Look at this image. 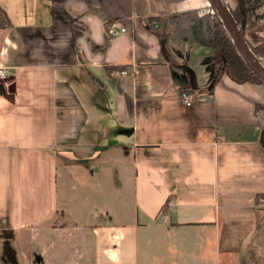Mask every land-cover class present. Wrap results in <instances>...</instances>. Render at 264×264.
Listing matches in <instances>:
<instances>
[{
	"label": "crops",
	"instance_id": "1",
	"mask_svg": "<svg viewBox=\"0 0 264 264\" xmlns=\"http://www.w3.org/2000/svg\"><path fill=\"white\" fill-rule=\"evenodd\" d=\"M0 7L11 21L0 67L13 81H0V264H247L255 249L251 264H264V85L213 70L193 89L162 45L179 23L211 22L209 0ZM182 88L201 95L187 106ZM91 157L123 195L83 219L61 186Z\"/></svg>",
	"mask_w": 264,
	"mask_h": 264
},
{
	"label": "rangeland",
	"instance_id": "2",
	"mask_svg": "<svg viewBox=\"0 0 264 264\" xmlns=\"http://www.w3.org/2000/svg\"><path fill=\"white\" fill-rule=\"evenodd\" d=\"M229 2L232 7L236 4L234 0H229ZM259 14L262 15V19L260 18L259 23L246 31L247 40L251 43H256L258 40H264V4L260 8ZM208 23L211 22H203V25H200L199 21L196 20L194 26H192L191 23H179L173 27V30L171 31L173 34L166 40H162V45L165 47V51L169 54L171 59L173 58L176 60L180 67L184 68L183 66H187L195 72L200 87L212 82V41L208 30ZM8 84L11 85V83ZM197 92L199 93L200 91L197 90ZM262 109L263 110L259 111V114L261 121L264 122V107ZM91 155L92 154L89 153L87 157H90ZM95 162L96 160L92 157L89 161L85 160L82 169L79 170L77 178L74 180V183L71 186H68L67 190H64L61 186V190H63L61 196L68 198L69 205L70 207H73L72 210H75L77 214L76 216L80 217V214H82L84 217L83 219H89V214L94 215L96 211L102 212L106 209L105 207L98 208L100 205L114 207L116 200L123 195V191H120L119 193L113 192L112 188L107 184L108 180L110 182L113 177L114 169L106 175V170L99 169V166L96 165L97 163ZM94 169H99L100 173L94 174ZM243 195L245 197L247 194L245 193ZM256 195H254V210L264 211V203L261 201L264 200V197L257 198ZM252 196L253 195H250V197ZM245 200H247V203L245 204L247 205L249 199L245 198ZM54 220L57 225L70 224L69 220H66L64 215L58 214L55 216ZM228 221L230 220L228 219ZM233 226H235V222L234 225L232 222L231 225H228L226 228L225 235H227L228 240L235 237L234 234L231 233ZM240 235H242V233L238 234L239 237ZM257 235L259 234L257 233ZM256 237H253L248 242V245H250ZM234 239L237 240V238H233V240ZM254 252L255 254L253 253V255H251L250 252H247L245 255L247 258L245 260L247 264H251L254 261L253 259L258 257L256 249Z\"/></svg>",
	"mask_w": 264,
	"mask_h": 264
},
{
	"label": "trees",
	"instance_id": "3",
	"mask_svg": "<svg viewBox=\"0 0 264 264\" xmlns=\"http://www.w3.org/2000/svg\"><path fill=\"white\" fill-rule=\"evenodd\" d=\"M234 1L236 4L232 7L229 0H223L236 20L243 37L250 47V50L264 66V40H258L256 43H251L246 37V31L257 25L260 18L262 19V15L259 14V11L264 4V0ZM10 24L11 21L8 14L2 7H0V31L10 27ZM208 30L212 41V67L216 76L219 77L220 75L225 74L237 83H251L263 86L261 79H259L250 70L245 61L242 59L215 11L213 13V23L208 26ZM124 69L125 68L122 66H111L108 68V71L110 73L112 70L122 72ZM8 83H11L9 86H12L13 88L12 79L8 81ZM185 89L187 88H182L181 92ZM11 93H13V89L9 95H11ZM257 108L258 112L262 110L261 105H258ZM256 196L257 198H262L264 197V193H258Z\"/></svg>",
	"mask_w": 264,
	"mask_h": 264
},
{
	"label": "water",
	"instance_id": "4",
	"mask_svg": "<svg viewBox=\"0 0 264 264\" xmlns=\"http://www.w3.org/2000/svg\"><path fill=\"white\" fill-rule=\"evenodd\" d=\"M213 10L219 16L225 30L229 34L232 42L234 43L237 51L241 55L242 59L245 61L250 70L263 82L264 85V66L258 61L256 56L250 50L245 38L243 37L238 24L234 17L232 16L230 10L225 5L223 0H209ZM164 44V43H163ZM165 51V50H164ZM180 67L184 72H186L190 79L193 89L197 88L196 76L193 70L187 66ZM262 145L264 146V134L262 137Z\"/></svg>",
	"mask_w": 264,
	"mask_h": 264
},
{
	"label": "built area",
	"instance_id": "5",
	"mask_svg": "<svg viewBox=\"0 0 264 264\" xmlns=\"http://www.w3.org/2000/svg\"><path fill=\"white\" fill-rule=\"evenodd\" d=\"M213 13L211 12L208 16V19H210L212 24V18H213ZM156 27V25H154L152 22L148 27ZM126 29L125 28H121V29H117V30H112L111 34L113 37H119L122 34L126 33ZM120 75L124 76L127 74V71L123 70L122 72H119ZM12 77L10 74H8L7 70L5 68L0 67V81H6L8 82V80H11ZM200 93L197 92V90H192V89H185L182 92H180L179 97L180 100L183 104L187 105V106H191L193 103H195L199 97H200ZM262 203H264V200H261Z\"/></svg>",
	"mask_w": 264,
	"mask_h": 264
}]
</instances>
